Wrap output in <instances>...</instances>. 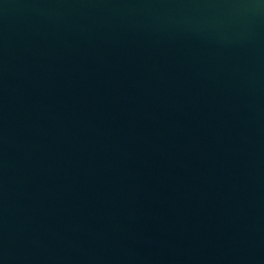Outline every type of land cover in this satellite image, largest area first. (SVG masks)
<instances>
[{
	"label": "water",
	"instance_id": "1",
	"mask_svg": "<svg viewBox=\"0 0 264 264\" xmlns=\"http://www.w3.org/2000/svg\"><path fill=\"white\" fill-rule=\"evenodd\" d=\"M0 264H264V0H0Z\"/></svg>",
	"mask_w": 264,
	"mask_h": 264
}]
</instances>
